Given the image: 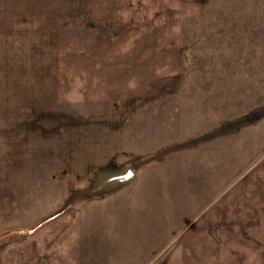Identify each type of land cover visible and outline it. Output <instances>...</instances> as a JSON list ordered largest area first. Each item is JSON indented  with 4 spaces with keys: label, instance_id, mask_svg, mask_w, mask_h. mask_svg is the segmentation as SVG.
<instances>
[{
    "label": "rangeland",
    "instance_id": "1",
    "mask_svg": "<svg viewBox=\"0 0 264 264\" xmlns=\"http://www.w3.org/2000/svg\"><path fill=\"white\" fill-rule=\"evenodd\" d=\"M180 4L181 69L161 97L47 108L34 91L45 162L80 152V190L139 169L115 196L134 212L119 264H264V0Z\"/></svg>",
    "mask_w": 264,
    "mask_h": 264
},
{
    "label": "crops",
    "instance_id": "2",
    "mask_svg": "<svg viewBox=\"0 0 264 264\" xmlns=\"http://www.w3.org/2000/svg\"><path fill=\"white\" fill-rule=\"evenodd\" d=\"M180 2L0 0V264H119L134 212L115 196L128 189L62 209L82 187L80 152L45 162L50 117H34L28 102L34 91L47 108L161 97L181 69ZM229 44L223 53L236 55Z\"/></svg>",
    "mask_w": 264,
    "mask_h": 264
},
{
    "label": "water",
    "instance_id": "3",
    "mask_svg": "<svg viewBox=\"0 0 264 264\" xmlns=\"http://www.w3.org/2000/svg\"><path fill=\"white\" fill-rule=\"evenodd\" d=\"M135 177H136V172L134 169H131V168H125L120 173L118 172L115 174L104 176L94 187L76 191L74 193L73 198L67 204H71L73 201H75L79 197L93 196L98 193L110 191L113 188H117L123 184H127L128 182L132 181ZM110 185H112L111 187L113 188H110ZM67 204L65 206H67Z\"/></svg>",
    "mask_w": 264,
    "mask_h": 264
},
{
    "label": "trees",
    "instance_id": "4",
    "mask_svg": "<svg viewBox=\"0 0 264 264\" xmlns=\"http://www.w3.org/2000/svg\"><path fill=\"white\" fill-rule=\"evenodd\" d=\"M73 204V202L71 204H67V206H65L63 209H66L67 207L71 206Z\"/></svg>",
    "mask_w": 264,
    "mask_h": 264
}]
</instances>
